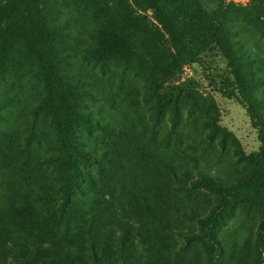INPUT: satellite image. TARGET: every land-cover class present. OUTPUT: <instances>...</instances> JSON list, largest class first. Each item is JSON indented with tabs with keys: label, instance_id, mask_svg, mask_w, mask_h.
I'll list each match as a JSON object with an SVG mask.
<instances>
[{
	"label": "rangeland",
	"instance_id": "374dc122",
	"mask_svg": "<svg viewBox=\"0 0 264 264\" xmlns=\"http://www.w3.org/2000/svg\"><path fill=\"white\" fill-rule=\"evenodd\" d=\"M156 1L0 0V264H257V191L214 228L217 252L188 238L219 210L216 185L249 180L259 143L181 60ZM202 5L206 66L264 124V0ZM68 116L94 159L74 183Z\"/></svg>",
	"mask_w": 264,
	"mask_h": 264
},
{
	"label": "trees",
	"instance_id": "16d2710c",
	"mask_svg": "<svg viewBox=\"0 0 264 264\" xmlns=\"http://www.w3.org/2000/svg\"><path fill=\"white\" fill-rule=\"evenodd\" d=\"M203 1L205 0H157L156 9L159 15L171 26L179 41L177 51L181 60L191 66H199L205 72L204 80L212 92L229 101H235L243 108L252 130L256 132L259 143L258 149L251 152L246 160L250 175L249 180L237 182L229 187L222 184L216 185L222 196L219 210L205 223L200 233L188 237L213 247L214 251L217 252L218 244L213 238V230L231 213L235 204L240 202L245 195L254 191H257L264 199V124L252 109L246 97L237 91L231 83L218 81L211 75L209 68L206 66L204 52L210 41L202 31V24L206 16L202 5ZM70 114L72 120L88 123L82 115ZM69 121L70 117L68 120L59 121L57 133L59 141L67 153L65 162L70 174V181L74 183L79 179L77 164L93 163L94 159L85 156L78 150L71 127L73 122ZM89 125L93 126L94 124ZM45 224V221H22L20 223L27 231L41 228ZM257 238L259 243L257 264H264V213L258 224Z\"/></svg>",
	"mask_w": 264,
	"mask_h": 264
}]
</instances>
